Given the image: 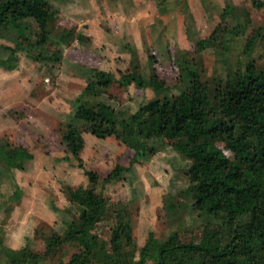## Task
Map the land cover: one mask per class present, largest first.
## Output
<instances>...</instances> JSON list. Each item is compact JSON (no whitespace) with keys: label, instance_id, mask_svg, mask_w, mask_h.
<instances>
[{"label":"rangeland","instance_id":"1","mask_svg":"<svg viewBox=\"0 0 264 264\" xmlns=\"http://www.w3.org/2000/svg\"><path fill=\"white\" fill-rule=\"evenodd\" d=\"M37 1L46 11L42 26L31 17L0 23V60L11 54L6 45L15 51L12 66L0 63V264H17L9 253L21 248L44 255L39 264H64L81 251L74 237L46 246L78 220L71 192L85 185V168L99 172V192L125 206L128 249L141 253L151 238L175 232L197 237L209 215L191 206L190 160L172 140L100 138L74 113L79 99L103 101L123 133L130 116H143L141 104L190 85L185 65L213 90L264 74V0ZM107 77L102 94L85 91ZM72 124L84 139L80 158L66 150ZM3 147L26 152L7 163ZM117 164L124 168L110 177ZM96 232L111 251L112 224Z\"/></svg>","mask_w":264,"mask_h":264},{"label":"trees","instance_id":"2","mask_svg":"<svg viewBox=\"0 0 264 264\" xmlns=\"http://www.w3.org/2000/svg\"><path fill=\"white\" fill-rule=\"evenodd\" d=\"M45 16L37 0H0V23L17 25L16 20L31 17L42 26ZM6 46L11 57L0 63L10 67L8 60L15 51ZM186 76L193 77L187 88L141 104L143 116H130L123 133L115 122L110 124L113 109L103 101L89 106L79 99L74 116L84 118L87 129L100 138L116 135L124 142L138 143L153 137L161 144L172 140L174 148L190 160L191 182L186 191L193 197L191 206L209 215L198 236L185 240L175 232L163 241L151 238L141 253L128 249L125 206L111 203L99 192V172L85 168L80 161L87 180L71 192L78 220L69 224L65 237L49 236L46 252L63 239L74 237L82 249L64 264H147V259L154 264H264V74L238 77L214 90L206 82L199 83L196 73L185 65L182 77ZM97 79L88 82L85 91L98 96L109 77ZM136 80L142 84L141 77ZM151 83L166 87L162 80ZM66 139V150L80 158L84 139L73 124ZM2 150L7 163L15 164L18 155L26 152ZM123 168L117 164L110 177ZM103 221L114 228L111 251L104 249L96 232ZM20 251H10L14 263L39 264L44 258L26 248Z\"/></svg>","mask_w":264,"mask_h":264}]
</instances>
